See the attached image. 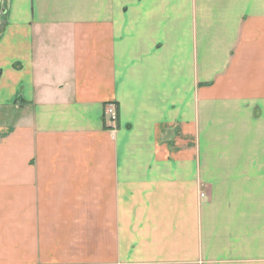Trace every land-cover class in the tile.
<instances>
[{"label": "crops", "instance_id": "obj_1", "mask_svg": "<svg viewBox=\"0 0 264 264\" xmlns=\"http://www.w3.org/2000/svg\"><path fill=\"white\" fill-rule=\"evenodd\" d=\"M0 264H264V0H0Z\"/></svg>", "mask_w": 264, "mask_h": 264}, {"label": "built area", "instance_id": "obj_2", "mask_svg": "<svg viewBox=\"0 0 264 264\" xmlns=\"http://www.w3.org/2000/svg\"><path fill=\"white\" fill-rule=\"evenodd\" d=\"M103 115L107 121L115 126L118 122V107L115 103H109L104 106Z\"/></svg>", "mask_w": 264, "mask_h": 264}]
</instances>
